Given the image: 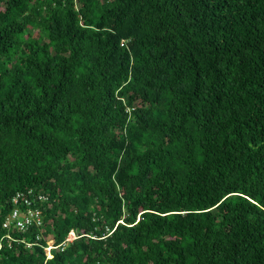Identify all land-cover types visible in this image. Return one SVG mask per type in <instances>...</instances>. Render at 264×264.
I'll use <instances>...</instances> for the list:
<instances>
[{"label": "trees", "instance_id": "trees-1", "mask_svg": "<svg viewBox=\"0 0 264 264\" xmlns=\"http://www.w3.org/2000/svg\"><path fill=\"white\" fill-rule=\"evenodd\" d=\"M0 264H264V0H0Z\"/></svg>", "mask_w": 264, "mask_h": 264}, {"label": "built area", "instance_id": "built-area-1", "mask_svg": "<svg viewBox=\"0 0 264 264\" xmlns=\"http://www.w3.org/2000/svg\"><path fill=\"white\" fill-rule=\"evenodd\" d=\"M45 200L46 197L37 195L31 190L16 193L12 197L13 210L4 227L13 223L22 231L28 227H40L42 225L40 213L37 209H33V205L35 202H43ZM20 207L29 209L22 211ZM51 249V246L47 247L48 251Z\"/></svg>", "mask_w": 264, "mask_h": 264}, {"label": "rangeland", "instance_id": "rangeland-1", "mask_svg": "<svg viewBox=\"0 0 264 264\" xmlns=\"http://www.w3.org/2000/svg\"><path fill=\"white\" fill-rule=\"evenodd\" d=\"M49 243H51V241H49Z\"/></svg>", "mask_w": 264, "mask_h": 264}]
</instances>
